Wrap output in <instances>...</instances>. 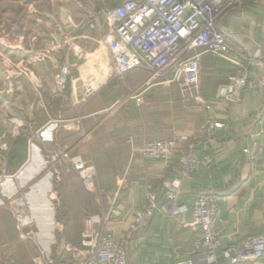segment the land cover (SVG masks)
<instances>
[{"label":"crops","instance_id":"obj_1","mask_svg":"<svg viewBox=\"0 0 264 264\" xmlns=\"http://www.w3.org/2000/svg\"><path fill=\"white\" fill-rule=\"evenodd\" d=\"M246 3V7L226 16L221 24L234 49L231 58H236V52L240 51L239 57L246 59L259 49L264 50V0H247ZM74 25L75 21H66L64 26L70 27L69 42L72 46L79 43L85 47L86 55L91 38H101L107 32L106 29L103 32L90 30L86 23L80 27ZM70 50L74 56L73 49ZM102 54L110 65L109 53L103 51ZM238 69L232 61L204 55L198 95L202 103L186 101L174 84L143 87L148 72L141 68L115 76L110 68L80 67L64 95H52L55 85L50 81L40 82L38 76L36 80L41 87L19 85L17 90L20 88L22 92L14 98L16 107L10 106L16 114L11 120L13 127H7L11 143L9 150L0 155L3 164L0 165L12 174L0 187V198L5 195V188L9 192L8 183L13 194L27 186L37 188L29 184L41 174L40 180H45L46 188L45 192L41 191V199L47 206V212L38 214L39 232L47 237L46 245L41 247L49 257L56 259L54 253L62 245L51 246V236L68 234L71 224L59 221L55 213L57 204L51 202L58 193L50 189L51 179L44 173L48 171L50 151L60 148L96 157L102 170L118 173L114 181L107 184L114 189L110 193L111 203H114L112 227L125 242L128 264H176L173 247H180L179 256L188 258L193 241V233L184 226L192 222V211L173 216L164 187V183L176 175L173 168L177 166L178 157L156 160L138 150L146 141L186 135L195 144L197 166L182 182L180 201L191 207L203 193H217L220 208L215 227L222 237V247H242L247 237L264 235V65L249 67L252 86L240 100L218 98L219 86L226 82L227 72ZM36 71L29 72L33 78L39 75ZM97 75L106 77L100 89L104 94L100 96L99 91L94 90L92 95L85 96V87L90 86ZM26 88L42 91L41 105L34 107L33 102L18 105L17 99L24 97ZM203 102L212 108L206 109ZM210 116L225 123V127L212 133L205 131L203 126ZM19 139L24 141L22 145ZM247 146L251 148L253 159L243 153ZM27 175L29 180L24 183L22 179ZM150 185L159 193V208L144 230L127 238L131 215L145 202ZM39 208L44 209L42 205ZM16 235L11 214L0 208V245L5 244L1 250L6 255L12 254L15 264H27L36 250L13 244ZM69 256L72 257V253L66 252L58 260ZM252 264H264V256Z\"/></svg>","mask_w":264,"mask_h":264},{"label":"built area","instance_id":"obj_2","mask_svg":"<svg viewBox=\"0 0 264 264\" xmlns=\"http://www.w3.org/2000/svg\"><path fill=\"white\" fill-rule=\"evenodd\" d=\"M247 0H115L114 5L102 16L86 22L87 28L97 32H107L101 40L110 55V69L115 76H123L133 69H144L148 76L143 84H174L186 101L199 100L202 77V57L211 54L217 58L235 63L239 69L226 74V82L219 86L218 98L238 101L252 86L249 67L264 65V50H258L252 57L231 58L234 49L228 42L221 27L224 18L242 10ZM256 2L257 0H252ZM70 69L63 65L57 75L59 90H65ZM264 85V83H263ZM204 103V102H203ZM205 104V108L212 107ZM225 123L210 116L204 130L214 132L223 129ZM142 155L156 160H171L178 157L173 168L176 175L164 183L167 189V203L172 206L173 216L192 211L193 220L184 224L193 233V241L188 258L179 256L180 247L174 246L176 264H252L264 256V235L249 236L242 247L234 245L222 247V237L215 227L220 208V196L212 191L200 195L189 207L180 201L181 186L197 166L195 144L186 135L170 140H150L138 150ZM243 153L253 159L249 146ZM74 169L79 173L84 186L94 190L96 169L81 155L64 153ZM20 210L15 213L17 228L22 240H34L26 199L18 198ZM160 196L149 186L148 195L142 206L135 209L127 230V238L144 230L159 208ZM114 204V203H112ZM107 212L90 214L86 217L78 246L64 247L72 257L59 261L51 258L43 250L34 264H128L125 242L112 227L113 205ZM10 205V206H9ZM7 202L10 209L11 203ZM63 246V245H62ZM63 249V247H62ZM0 264H13L0 259Z\"/></svg>","mask_w":264,"mask_h":264},{"label":"rangeland","instance_id":"obj_3","mask_svg":"<svg viewBox=\"0 0 264 264\" xmlns=\"http://www.w3.org/2000/svg\"><path fill=\"white\" fill-rule=\"evenodd\" d=\"M114 2L115 0H0V117L4 118L3 120L0 118V155L9 150L8 147L11 143L7 127H13L11 120L16 114L13 113L10 106L12 104L16 107L14 98L22 92L20 88L17 90L19 85L26 83L28 86L41 87L37 80L42 83L43 81H50L55 85V91L52 92V95H64L67 93L71 81L77 76L80 67H88L93 70H107L111 67V65H107L106 59L101 57L105 56L102 54L103 51H106V54L109 53L101 38H91V47L89 49L90 45H88L89 53L86 55L85 47L81 44L78 43L72 46L69 42L70 27L66 28L64 26L66 21H75V25L80 27L94 17L102 16L114 5ZM86 39L89 40V37L86 36ZM86 39L84 38V41H87ZM70 49H73L74 56ZM63 65H68L70 74L66 89L61 91L57 85V75ZM32 70H38L36 73L39 75L33 78L29 73ZM105 78L102 75L94 76V82L88 86L89 88L85 87L84 89L85 96L92 95L94 90H97L95 92L99 91L98 93L102 96L105 91L100 92V89L104 84L102 79ZM29 89H24V97L17 99L20 101L18 105L22 106L24 102H33L34 107L38 104L41 105L43 102L42 91L38 89L29 91ZM50 152L48 171L44 173L48 174L51 179L52 188L50 189L54 190V193H58L51 202L57 204V210H54L58 215V219H60L59 221L64 225L67 222L71 224L68 234L61 233L60 235L51 236V246L60 247L63 245L62 251L59 249L54 253L57 255L56 259L58 260L63 255L64 247L80 244L82 230L88 214H100L105 210V212L108 211L107 208L112 204L110 193L114 189H112L111 184L107 183H112L118 173L117 171L102 170L96 157H86L60 148L52 149ZM64 153L81 155L96 169L97 178L94 190H89L84 186L79 173ZM11 174L4 171L0 165V187ZM40 178L41 174L29 184L37 188L31 189L27 186L14 194L10 189L12 187L11 183H8L10 185L9 192L5 188V195L0 198V208L9 212L14 221L17 235L14 237L13 244L18 245V247L23 245L25 248L31 247L36 250L32 252L33 258L31 256L27 264H34L40 251H44L41 245L44 246L47 243V239H45L47 237L40 234L37 224L38 214L47 212V206L41 199L42 192L46 191L43 184L45 180H40ZM28 180V175L25 179H22L24 183ZM21 196L28 203L29 223L32 230L37 233L34 240H22L17 228L18 221L14 215L20 210L18 198ZM7 202L8 205L9 203L12 204L10 209ZM41 205L44 209L39 208ZM112 205L114 208V204ZM3 247H5V244L0 245V259L15 264L12 254L6 255L2 252ZM16 254L18 253L16 252Z\"/></svg>","mask_w":264,"mask_h":264},{"label":"trees","instance_id":"obj_4","mask_svg":"<svg viewBox=\"0 0 264 264\" xmlns=\"http://www.w3.org/2000/svg\"><path fill=\"white\" fill-rule=\"evenodd\" d=\"M18 143H19V145H22L24 143V141L22 139H19Z\"/></svg>","mask_w":264,"mask_h":264}]
</instances>
